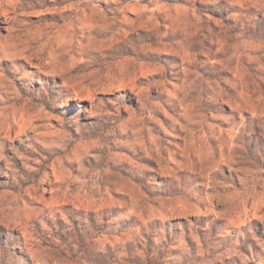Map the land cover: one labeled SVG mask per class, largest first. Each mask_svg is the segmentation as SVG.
Listing matches in <instances>:
<instances>
[{
    "label": "rangeland",
    "instance_id": "obj_1",
    "mask_svg": "<svg viewBox=\"0 0 264 264\" xmlns=\"http://www.w3.org/2000/svg\"><path fill=\"white\" fill-rule=\"evenodd\" d=\"M0 264H264V0H0Z\"/></svg>",
    "mask_w": 264,
    "mask_h": 264
}]
</instances>
